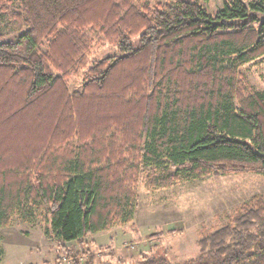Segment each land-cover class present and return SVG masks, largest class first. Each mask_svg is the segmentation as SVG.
I'll return each instance as SVG.
<instances>
[{
	"label": "trees",
	"instance_id": "16d2710c",
	"mask_svg": "<svg viewBox=\"0 0 264 264\" xmlns=\"http://www.w3.org/2000/svg\"><path fill=\"white\" fill-rule=\"evenodd\" d=\"M262 57L264 0H0V229L46 212L61 257L95 264L83 239L131 224L143 180L264 175V93L239 73ZM196 245L182 264H264V195ZM158 249L137 264H171Z\"/></svg>",
	"mask_w": 264,
	"mask_h": 264
},
{
	"label": "rangeland",
	"instance_id": "374dc122",
	"mask_svg": "<svg viewBox=\"0 0 264 264\" xmlns=\"http://www.w3.org/2000/svg\"><path fill=\"white\" fill-rule=\"evenodd\" d=\"M147 1L155 5L169 0ZM184 1L199 2L209 15H214L225 0ZM117 54L115 47L105 46L94 53L90 65ZM239 73L252 91L264 93V57L243 66ZM82 82L81 75L69 84V91H79ZM137 194L138 206L131 224L83 239L89 244L95 264H137L142 256L154 255L155 251L150 250L154 245L171 264L192 260L198 253L196 242L200 237L224 226L242 204L264 195V175L208 176L156 192H148L143 180ZM45 218L46 212H41L27 223L15 214L11 224L0 229V264H57L56 258L61 264H69L47 232ZM159 232L163 236L154 241L152 235ZM66 246L76 247V243Z\"/></svg>",
	"mask_w": 264,
	"mask_h": 264
},
{
	"label": "crops",
	"instance_id": "0c3cea01",
	"mask_svg": "<svg viewBox=\"0 0 264 264\" xmlns=\"http://www.w3.org/2000/svg\"><path fill=\"white\" fill-rule=\"evenodd\" d=\"M104 234H106V233H104ZM95 235H93L92 237H94ZM91 237V238H92ZM92 241H90L89 243H91L92 245L95 243V241L93 240V239H91ZM94 241V242H93ZM86 242V241H85Z\"/></svg>",
	"mask_w": 264,
	"mask_h": 264
},
{
	"label": "built area",
	"instance_id": "2783aa9c",
	"mask_svg": "<svg viewBox=\"0 0 264 264\" xmlns=\"http://www.w3.org/2000/svg\"><path fill=\"white\" fill-rule=\"evenodd\" d=\"M130 249H131V250H133V249H134V247H133V246H130Z\"/></svg>",
	"mask_w": 264,
	"mask_h": 264
}]
</instances>
